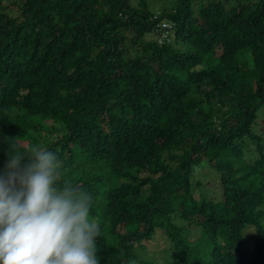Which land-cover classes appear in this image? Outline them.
Instances as JSON below:
<instances>
[{
    "label": "trees",
    "instance_id": "1",
    "mask_svg": "<svg viewBox=\"0 0 264 264\" xmlns=\"http://www.w3.org/2000/svg\"><path fill=\"white\" fill-rule=\"evenodd\" d=\"M132 1L0 10V168L9 138L45 134L94 198L100 264H157L138 255L157 233L166 264H264V0H175L160 16ZM163 21L171 41H148ZM201 166L213 196L194 185Z\"/></svg>",
    "mask_w": 264,
    "mask_h": 264
},
{
    "label": "clouds",
    "instance_id": "2",
    "mask_svg": "<svg viewBox=\"0 0 264 264\" xmlns=\"http://www.w3.org/2000/svg\"><path fill=\"white\" fill-rule=\"evenodd\" d=\"M64 172L55 151L8 139L0 168V264H100L94 198Z\"/></svg>",
    "mask_w": 264,
    "mask_h": 264
},
{
    "label": "rangeland",
    "instance_id": "3",
    "mask_svg": "<svg viewBox=\"0 0 264 264\" xmlns=\"http://www.w3.org/2000/svg\"><path fill=\"white\" fill-rule=\"evenodd\" d=\"M140 0H133L132 4L134 6H139ZM24 0H2L0 2V10L8 13L12 17H20L21 15V6L23 4ZM145 2L148 5V9L156 16L162 15L164 12L172 11L175 7V0H145ZM148 41H156V35H148L147 36ZM53 123L47 124L45 123L46 127L49 128ZM45 139V134H41L39 136V141L36 145H41V143ZM32 144L29 142V146ZM43 148V146H41ZM218 174L215 173L213 170L209 169L206 166H201L196 170L195 176L193 177L194 185L201 183L206 191H208L207 196H213V190L211 182L215 179V177ZM216 186V183H215ZM214 186V187H215ZM203 188L202 186H199ZM208 189V190H207ZM151 193L150 189L147 188L143 191V194L145 196H149ZM196 197L199 198L200 192L197 190ZM262 223L264 225V220H262ZM186 229L189 230V237L192 241L197 240L201 233L199 232L197 225H187ZM244 236L246 240H248L249 244L252 245L253 241L256 238V233L253 228H247L244 231ZM170 253V242L167 240L164 236H162L160 233H157L156 239L152 241L150 244H148L147 248L144 250H138V255L142 259H148L153 260L157 264H166L168 261L171 260Z\"/></svg>",
    "mask_w": 264,
    "mask_h": 264
},
{
    "label": "built area",
    "instance_id": "4",
    "mask_svg": "<svg viewBox=\"0 0 264 264\" xmlns=\"http://www.w3.org/2000/svg\"><path fill=\"white\" fill-rule=\"evenodd\" d=\"M174 30L173 24L163 21L160 24H158L157 29L155 31L157 35V41L160 44H164L166 42L171 41L172 31Z\"/></svg>",
    "mask_w": 264,
    "mask_h": 264
}]
</instances>
